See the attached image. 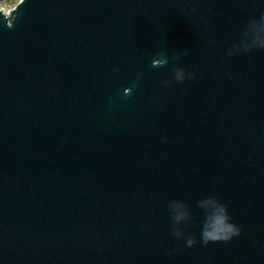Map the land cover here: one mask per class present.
<instances>
[{"label":"water","instance_id":"water-1","mask_svg":"<svg viewBox=\"0 0 264 264\" xmlns=\"http://www.w3.org/2000/svg\"><path fill=\"white\" fill-rule=\"evenodd\" d=\"M2 2L0 264H264V50L226 56L260 0ZM209 194L242 232L185 247L166 201Z\"/></svg>","mask_w":264,"mask_h":264},{"label":"clouds","instance_id":"clouds-1","mask_svg":"<svg viewBox=\"0 0 264 264\" xmlns=\"http://www.w3.org/2000/svg\"><path fill=\"white\" fill-rule=\"evenodd\" d=\"M2 2V0H0ZM261 10L258 15L251 16L243 24L237 37L226 49V56L232 57L237 54L250 53L253 50H264V0H260ZM211 43V42H210ZM178 59V57L176 58ZM155 66L165 64V59H153ZM151 62V63H152ZM171 76L160 81L162 87L170 86L173 82L182 84L195 76V73L180 63L171 65ZM124 93L130 92V88L125 87ZM157 98H152L151 102H156ZM160 107H163L161 104ZM161 139L166 142L167 137ZM165 211L169 217V231L173 238L183 241L185 247H193L198 242L202 246H207L210 242L227 243L242 232V225L235 222L228 205L217 195L209 194L195 201V207L200 210L201 216L197 222L193 215L190 203L182 198H169L165 204ZM190 226L198 227L199 240L197 236L189 230ZM93 241L94 237H91ZM97 245V251H101ZM178 249H172L176 251Z\"/></svg>","mask_w":264,"mask_h":264},{"label":"rangeland","instance_id":"rangeland-1","mask_svg":"<svg viewBox=\"0 0 264 264\" xmlns=\"http://www.w3.org/2000/svg\"><path fill=\"white\" fill-rule=\"evenodd\" d=\"M19 1L20 0H5L2 2V7L5 9L6 12H9L16 6Z\"/></svg>","mask_w":264,"mask_h":264}]
</instances>
